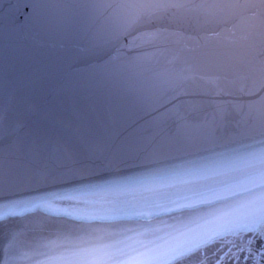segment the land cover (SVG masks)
Instances as JSON below:
<instances>
[{"label":"snow or ice","instance_id":"snow-or-ice-1","mask_svg":"<svg viewBox=\"0 0 264 264\" xmlns=\"http://www.w3.org/2000/svg\"><path fill=\"white\" fill-rule=\"evenodd\" d=\"M92 3L0 18V264H184L221 240L215 264H264V0H140L104 23ZM213 38L223 74L189 69L168 97L199 76L211 99L161 111L130 51Z\"/></svg>","mask_w":264,"mask_h":264},{"label":"water","instance_id":"water-1","mask_svg":"<svg viewBox=\"0 0 264 264\" xmlns=\"http://www.w3.org/2000/svg\"><path fill=\"white\" fill-rule=\"evenodd\" d=\"M36 2L37 0H0V18L5 13L17 15L16 23L21 25L22 30L23 26L20 21H22L24 15L19 10L23 5ZM138 3H140V0H93L86 11L90 15H95L99 23L115 22L122 16L135 11V6ZM9 8H11L10 11H8ZM223 26L220 24L197 26L190 23L181 26L180 30L199 38L205 32L220 31ZM27 43V41H23L24 46H27ZM232 51L225 42L215 38L208 42L201 40V46L198 48H185L182 44L168 39L150 42L140 49L131 50L130 55H139L144 58L143 63L136 71L149 96L160 99V110L163 111L174 103L211 99V97L203 95L201 86L204 82L199 79V76L195 81L186 82L187 95L175 97L170 101L168 97L172 96L173 93L169 85L176 77L186 74L189 69L199 75L223 74L224 66L221 60ZM149 118V114L140 113L138 119L133 115L130 117L129 122L136 119L137 122H143V120ZM38 240V236L29 233L21 241L18 254L22 257L23 253L31 252ZM226 250L227 245L223 240L214 242L203 249H194L189 254V258L184 261V264H215V260Z\"/></svg>","mask_w":264,"mask_h":264}]
</instances>
